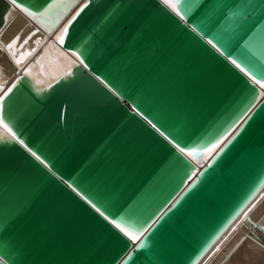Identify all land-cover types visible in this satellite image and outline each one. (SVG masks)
<instances>
[{
  "label": "water",
  "instance_id": "obj_1",
  "mask_svg": "<svg viewBox=\"0 0 264 264\" xmlns=\"http://www.w3.org/2000/svg\"><path fill=\"white\" fill-rule=\"evenodd\" d=\"M77 3L64 73L42 85L0 66L5 120L32 149L0 131V264H194L264 181V89L208 42L243 0H188L187 24L162 0ZM17 8L0 0V33Z\"/></svg>",
  "mask_w": 264,
  "mask_h": 264
},
{
  "label": "bare ground",
  "instance_id": "obj_2",
  "mask_svg": "<svg viewBox=\"0 0 264 264\" xmlns=\"http://www.w3.org/2000/svg\"><path fill=\"white\" fill-rule=\"evenodd\" d=\"M77 2L65 0L63 4L69 6L58 8L50 20L32 19L18 8L14 10L0 33L4 74L11 76L22 69L37 83L47 85L64 73L73 58L59 46L58 37ZM13 40L15 44L9 49ZM255 222L264 225V181L194 264H264V230Z\"/></svg>",
  "mask_w": 264,
  "mask_h": 264
},
{
  "label": "snow or ice",
  "instance_id": "obj_3",
  "mask_svg": "<svg viewBox=\"0 0 264 264\" xmlns=\"http://www.w3.org/2000/svg\"><path fill=\"white\" fill-rule=\"evenodd\" d=\"M163 4L166 5L172 12H174L181 20L184 21L185 24L189 21L188 13L191 11L192 5L188 3V0H162ZM10 4L13 6H17L24 13H26L29 17L36 18H44L52 9L68 7L69 5L52 3L49 4L47 8H45L41 12L33 11L32 8L26 6L23 3H18V0H10ZM87 7V4L84 5ZM224 7H227L224 5ZM83 9H81L82 11ZM227 16L225 17L226 22H230L231 27L228 35H219L212 34V38L208 39L207 30L204 28L202 22H197L191 25L194 31L199 32L201 36H204L205 39H208V42L213 45L214 48L222 55L226 56L229 61L236 68L240 69L246 77L250 78L252 84L259 85L260 89H264V0H243V3L239 5H235L231 8H227ZM80 13L77 12V16ZM11 15V13H9ZM76 17H73V20ZM257 18L261 20V24L259 26L258 31H252L251 35L248 34V31L243 27L242 24L236 23L237 21H255ZM71 23V22H70ZM220 31H223L222 29ZM68 33V27L66 26L61 32L58 39L61 43L64 42V38ZM247 37V39H245ZM19 39V37H17ZM243 40V45H240V41ZM13 44H15V40L8 44V48L11 49ZM239 45V47H237ZM232 48H235V52L232 51ZM83 63V61H81ZM87 67V64H85ZM99 79L103 80L102 77ZM103 83L111 87L108 84L107 80H103ZM247 83V81H246ZM115 91V89H113ZM253 96L256 95V90L252 89ZM264 95V92L260 93ZM119 95V93H117ZM139 111V109H136ZM261 110H264V105L261 106ZM143 115V113H141ZM147 119V117H145ZM151 123V121H149ZM0 126L6 130V133H10L13 137H15L21 144L24 145L25 148H28V145L17 136L16 132L13 131L12 127L5 120L4 111H3V98L0 97ZM156 127V125H153ZM167 136V139L170 140L171 144L175 146L180 152H183L189 156L193 155L196 152L194 148L182 147L180 143L177 142V139H173L171 136H168L167 133H162ZM2 135V134H0ZM31 152L32 149L28 148ZM33 155H37L33 152ZM38 159L43 160L42 157L37 156ZM45 164L48 162L43 160ZM51 167V165H49ZM79 191V189H76ZM80 195L84 197L85 200H88L90 204L92 201L88 199V196L83 192H80ZM95 208L96 205L92 204ZM97 211H100L97 208ZM107 215L106 213H103ZM108 219L111 220V223L116 225L117 228L121 229L128 237L132 240H139V235L137 232L132 231L130 228L126 227L124 224L118 223L115 219H112L111 216H108ZM145 242L138 243L136 245L137 248L144 247ZM129 257L132 256L130 252ZM5 264L7 262L5 261Z\"/></svg>",
  "mask_w": 264,
  "mask_h": 264
}]
</instances>
